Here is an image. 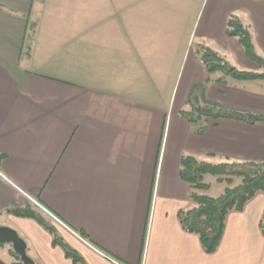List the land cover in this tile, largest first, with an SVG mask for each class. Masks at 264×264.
I'll use <instances>...</instances> for the list:
<instances>
[{
	"label": "crops",
	"instance_id": "1",
	"mask_svg": "<svg viewBox=\"0 0 264 264\" xmlns=\"http://www.w3.org/2000/svg\"><path fill=\"white\" fill-rule=\"evenodd\" d=\"M101 1L112 21L106 45L95 44L97 34L87 29L73 30L53 50L78 62L57 66L72 81L45 75L44 29L25 51L0 41V227L18 233L34 264L73 262L39 223L11 212L42 211L33 201L106 255L45 214L87 264H264V194L228 217L212 255L178 217L191 207V188L180 179L183 156L264 162V123L203 118L191 124L181 116L204 105L264 114V81L218 83L220 74L211 75L197 54L208 47L229 68L260 73L226 30L229 17H238L264 58V1L185 0L175 13L167 9L168 18L157 6L169 0ZM101 48L103 87L75 71H82L83 54L92 60ZM24 58L35 62L33 70L17 71ZM7 254V264L18 263L10 248Z\"/></svg>",
	"mask_w": 264,
	"mask_h": 264
},
{
	"label": "trees",
	"instance_id": "2",
	"mask_svg": "<svg viewBox=\"0 0 264 264\" xmlns=\"http://www.w3.org/2000/svg\"><path fill=\"white\" fill-rule=\"evenodd\" d=\"M264 1V0H263ZM226 33L235 38L242 46L247 57L261 69L260 73L240 71L229 68L224 57L208 47L197 50L201 63L207 71L220 74L218 83L227 84L228 80L264 81V58L255 50L254 39L248 26L236 16L227 21ZM181 116L193 124L203 118L230 119L256 125L264 123V114L230 110L215 105L195 106L190 112L183 111ZM200 130L199 133H202ZM3 156L0 155V161ZM217 177L218 182L225 183V192L218 198H212L203 192L209 189L207 176ZM180 179L191 188V207L179 213V222L183 230L199 238L203 251L215 254L224 236L226 222L233 213L242 212L247 204L259 194H264V162H230L209 163L193 156H183L180 161ZM14 215L30 218L39 223L53 238V245L61 247L67 259L73 264H87L85 259L71 248L59 235L57 229L48 221L42 211L34 209H14ZM264 234V222L262 224ZM11 246V245H10ZM11 255L23 264L20 257L10 247Z\"/></svg>",
	"mask_w": 264,
	"mask_h": 264
},
{
	"label": "rangeland",
	"instance_id": "3",
	"mask_svg": "<svg viewBox=\"0 0 264 264\" xmlns=\"http://www.w3.org/2000/svg\"><path fill=\"white\" fill-rule=\"evenodd\" d=\"M17 1L19 0H0V41H2L3 44L8 45L10 49L16 50V52L18 50L21 51L22 48L23 51H25L31 46L34 47L37 36L43 33L40 31L44 29L45 50L47 52L45 53V60H48L45 61V75L47 76L72 81V78L61 72L57 66L62 64L64 67H78V62L73 63V61H67L66 59H63V54H61L60 57L59 53L61 52L55 54L53 50L59 47L58 45H62L63 41L68 39L65 36H68L73 30L80 32L81 34L87 29V31H91L93 35L97 34V37L93 38L97 40L95 44L106 45L105 42L108 39L106 32L112 21L109 19L110 11L107 9L108 4L105 1L28 0L27 2V0H22L23 2H27V6L16 5ZM169 1L170 2L166 4L163 3L162 6L156 5L158 11L162 13V16H166L167 18L169 17L167 12L175 13L173 10L177 8V2H185V0ZM198 1L199 0H197V2ZM167 9H172V11H167ZM105 10H108V12H105ZM145 16H152V12L145 14ZM166 22L162 21V24L167 25ZM155 23L159 26V23L161 22L157 21ZM141 24L143 25V22H136L135 26L141 27ZM90 38V34L81 37L82 40L87 39L83 42H87ZM46 48H49V50ZM21 55L26 57L25 53H21ZM90 55L91 54H83V67L78 68L82 71L77 69H75V71L77 73H82V77H87L88 80L92 79L93 81L98 82L99 86L103 87V80L98 79L97 75L102 78L104 77L106 54H104V50L101 48L97 51V54H92L97 56L95 59L91 60L90 57H88ZM149 56H151L149 53L145 55L147 58ZM85 58L88 62H86ZM65 61H67L70 66H68ZM34 63L35 62H32V64L29 63V65L28 61L24 58L19 62L17 71L19 68V71H31L34 68ZM68 71L72 72V70ZM137 78H139V76H137ZM206 182L212 185L211 191L207 194L215 198H218L224 193L227 187L225 183H218L217 177L211 175L206 177ZM4 246L0 245V264H7V261L9 260L7 252L9 251L10 245L6 244Z\"/></svg>",
	"mask_w": 264,
	"mask_h": 264
},
{
	"label": "water",
	"instance_id": "4",
	"mask_svg": "<svg viewBox=\"0 0 264 264\" xmlns=\"http://www.w3.org/2000/svg\"><path fill=\"white\" fill-rule=\"evenodd\" d=\"M0 244H10L14 252L20 257L23 264H34L27 255V244L18 233L8 227H0Z\"/></svg>",
	"mask_w": 264,
	"mask_h": 264
},
{
	"label": "built area",
	"instance_id": "5",
	"mask_svg": "<svg viewBox=\"0 0 264 264\" xmlns=\"http://www.w3.org/2000/svg\"><path fill=\"white\" fill-rule=\"evenodd\" d=\"M41 209H43L44 211H46L41 205H39L37 202H35ZM47 212V211H46ZM48 213V212H47ZM51 218L57 223L59 224L60 226H63L64 228H66L67 230H69L71 233H73L74 235H76L78 238H80L76 233H74L72 230H70L68 227H66L57 217H55L53 214L51 213H48ZM81 239V238H80ZM83 240V239H81ZM83 242L85 244H87L90 248H92L93 250H95L97 253H99L100 255L104 256L105 255L103 253H101L100 251H98L96 248H94L92 245L88 244L85 240H83Z\"/></svg>",
	"mask_w": 264,
	"mask_h": 264
}]
</instances>
